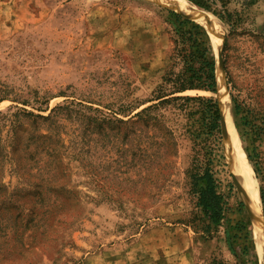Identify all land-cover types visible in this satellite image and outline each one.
<instances>
[{
    "label": "rangeland",
    "instance_id": "obj_1",
    "mask_svg": "<svg viewBox=\"0 0 264 264\" xmlns=\"http://www.w3.org/2000/svg\"><path fill=\"white\" fill-rule=\"evenodd\" d=\"M184 1L226 27L219 57L199 23L252 170L258 241L221 127L214 170L221 191L231 184L230 208L205 236L180 222L195 198L185 176L192 143L179 103L153 110L163 115L157 125L118 122L156 102L147 100L174 62L176 13L185 12L153 0H0V264H207L213 257L260 264L264 0ZM176 95L213 97L219 105L217 87ZM40 202L59 206L49 221L30 222Z\"/></svg>",
    "mask_w": 264,
    "mask_h": 264
},
{
    "label": "trees",
    "instance_id": "obj_2",
    "mask_svg": "<svg viewBox=\"0 0 264 264\" xmlns=\"http://www.w3.org/2000/svg\"><path fill=\"white\" fill-rule=\"evenodd\" d=\"M195 4L203 7L197 1ZM220 19L225 23L222 15ZM177 29L173 39L172 59L174 60L169 70L162 77V83L155 89L153 99L148 102L156 101L142 109L134 112L131 110L124 117L126 121L118 119L121 123H141L144 126L157 125L161 122L163 115L153 114L152 111L163 104L179 103L178 110L185 112L186 132L190 136L192 143V157L185 171V176L189 183V190L195 198L194 210L191 211L183 221L188 225H194L198 230L208 236L211 231H217L218 226L227 220L229 211V197L231 194V184H227L228 191H221L220 183L215 177L214 162L215 141L220 131V109L218 102L213 97L202 95H176L189 90H202L206 92H216L215 79V59L212 45L207 38L202 26L194 21L176 13ZM187 25V28H183ZM178 66L177 70L172 67ZM232 99V97H231ZM192 104L185 110L184 105ZM42 119L48 116L33 115ZM171 133V131H170ZM58 203L52 202L44 205L39 203L30 210V222L42 219L43 222L49 221L53 211L58 207ZM14 217V225L18 226L23 207L18 208ZM36 226V223L34 224ZM19 227V226H18ZM229 240V237H227ZM207 264H226L225 262L213 257Z\"/></svg>",
    "mask_w": 264,
    "mask_h": 264
},
{
    "label": "bare ground",
    "instance_id": "obj_3",
    "mask_svg": "<svg viewBox=\"0 0 264 264\" xmlns=\"http://www.w3.org/2000/svg\"><path fill=\"white\" fill-rule=\"evenodd\" d=\"M156 3L163 4L166 7L181 10L185 12L190 18L194 19L200 23L206 31L209 33L212 40V45L214 49V54L217 55L222 42V36L226 31L225 25L221 23L216 17L211 16L203 11L198 10L192 6H188L184 0H153ZM218 58V57H217ZM218 62V61H217ZM215 79L217 87V96L219 100L220 109V127L221 134L226 140L229 138L231 151L230 154L235 156L237 162H235L234 170L238 172L240 176V183L242 184L243 194L249 196V201L251 202V208L253 209V219H254V238L258 241L261 235L260 223L258 222V210L256 208V189L253 186L251 180L252 170L249 163L244 161L242 157V149L240 147L239 141L236 140L234 135V126L231 121V114L229 108L228 93L224 86L223 75L219 66H216ZM238 163V166L236 165ZM240 168V169H239ZM239 178V177H238ZM256 208V209H255ZM263 255V254H262ZM261 255L260 264H264V256Z\"/></svg>",
    "mask_w": 264,
    "mask_h": 264
},
{
    "label": "water",
    "instance_id": "obj_4",
    "mask_svg": "<svg viewBox=\"0 0 264 264\" xmlns=\"http://www.w3.org/2000/svg\"><path fill=\"white\" fill-rule=\"evenodd\" d=\"M186 16H187V15H186ZM221 44H222V42H221ZM218 54H219L218 56L220 57V51H219V53H218ZM263 235H264V231H263Z\"/></svg>",
    "mask_w": 264,
    "mask_h": 264
}]
</instances>
